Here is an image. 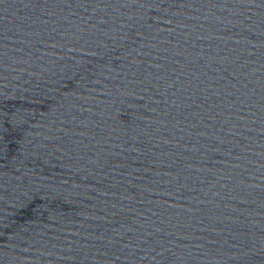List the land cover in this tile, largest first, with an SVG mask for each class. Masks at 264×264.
I'll return each mask as SVG.
<instances>
[{"label":"water","instance_id":"water-1","mask_svg":"<svg viewBox=\"0 0 264 264\" xmlns=\"http://www.w3.org/2000/svg\"><path fill=\"white\" fill-rule=\"evenodd\" d=\"M0 264H264V0H0Z\"/></svg>","mask_w":264,"mask_h":264}]
</instances>
